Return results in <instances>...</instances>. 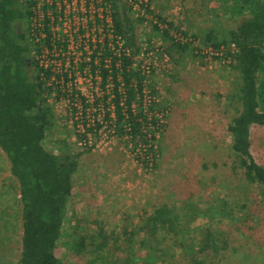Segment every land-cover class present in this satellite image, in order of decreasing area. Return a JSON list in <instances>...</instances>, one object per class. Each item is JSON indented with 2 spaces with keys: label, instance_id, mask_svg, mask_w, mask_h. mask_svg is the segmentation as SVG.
I'll list each match as a JSON object with an SVG mask.
<instances>
[{
  "label": "rangeland",
  "instance_id": "obj_1",
  "mask_svg": "<svg viewBox=\"0 0 264 264\" xmlns=\"http://www.w3.org/2000/svg\"><path fill=\"white\" fill-rule=\"evenodd\" d=\"M148 10L152 20L128 9L136 34L133 63L151 65L134 102L153 122L148 131L154 138L146 146L118 129L110 143L99 142L98 126L81 144L70 123L77 110V99L67 100L70 83H43V102L55 115L45 147L78 162L57 254L63 264H190L194 257L207 264H264V194L246 181L228 131L241 108L234 96L237 71L223 58L227 48L209 55L204 50L215 47L202 41L208 31L226 35L245 14L233 16L223 0H149ZM156 20L163 29L155 28ZM167 28L188 39L180 42L186 50L169 52L175 38ZM98 91L96 103L106 95L103 86ZM157 113L164 114L158 128ZM251 142L255 160L264 165V124L251 128ZM224 202H230L226 212L233 209L229 217H222ZM162 207L188 214L200 208L205 217L188 215L184 229L160 243L149 221ZM21 211L18 182L0 149V264H20ZM245 214L256 223L245 222ZM208 233L218 250H201Z\"/></svg>",
  "mask_w": 264,
  "mask_h": 264
},
{
  "label": "trees",
  "instance_id": "obj_2",
  "mask_svg": "<svg viewBox=\"0 0 264 264\" xmlns=\"http://www.w3.org/2000/svg\"><path fill=\"white\" fill-rule=\"evenodd\" d=\"M223 1L229 4L233 16L245 14L244 19L226 35L206 32L202 41L215 49L227 48L223 58L229 59V65L237 71L238 91L234 96L241 108L228 126L231 149L246 181L260 186L264 194V165L258 163L251 152V128L264 124V0ZM111 4L113 35L120 36L125 42V50L112 51L111 56L118 133L146 142L149 131L145 113L132 106L144 80L140 70L133 67V53L130 51L132 46L135 47L134 20L128 13L126 0H111ZM25 8L17 0H0V149L6 154L11 174L19 185L22 206L20 264H63L56 251L57 243L63 234L69 199L73 196V178L78 162L68 153L57 154L45 147L44 141L55 122V115L43 102V69L30 58V46L22 29ZM186 48L188 45L180 42L168 46L170 53ZM44 74L48 75L47 71ZM118 75L125 86L124 113L120 106ZM123 124H127V131ZM150 137L154 138V135ZM229 205L230 202L221 205L222 217L233 213V209L225 211ZM245 205L248 206L247 202L240 208ZM204 211L196 208L188 214L167 207L155 209L150 216V234L161 243L169 233L178 234L184 229L189 222L185 217H205ZM243 219L256 223L250 214H245ZM163 229L166 232L161 239L156 237ZM206 237L201 250H218L214 236L208 233ZM190 264L207 263L203 258L194 257Z\"/></svg>",
  "mask_w": 264,
  "mask_h": 264
},
{
  "label": "built area",
  "instance_id": "obj_3",
  "mask_svg": "<svg viewBox=\"0 0 264 264\" xmlns=\"http://www.w3.org/2000/svg\"><path fill=\"white\" fill-rule=\"evenodd\" d=\"M17 2L20 6L26 7L22 29L30 46V58L43 69L41 73L43 83L45 84L46 81L64 83L65 80L70 83L67 100L71 97L77 99L75 103L77 110L71 113L70 123L75 127L80 143H85L88 131L91 129L96 131L97 126L100 127L99 142L110 143L117 131L113 102L116 97V86L111 76V56L112 51L125 50L123 38L113 35L111 0H17ZM126 6L140 17L153 19V15H149V0H126ZM155 24L160 29L164 28L157 20ZM167 30H171L169 34L175 38L173 41L188 42V39L179 37L172 29L167 28ZM191 42L193 43L194 40L190 39L189 43ZM221 49L223 50V47L205 49L204 52L209 55H219ZM148 55L151 58L154 52ZM116 65L119 67L120 63ZM133 67H135L134 63ZM136 68L145 74L150 72L151 65L145 60L141 68ZM45 71L48 75L44 74ZM122 80L121 75H118L120 106L124 113L126 95ZM101 86L106 92L103 97L105 100L100 99L96 103L95 98L100 96L98 90ZM145 100L151 102L150 97ZM134 102L132 106L136 109ZM84 106L87 107V111H84ZM90 111L101 113L91 115ZM105 111H108V118ZM163 116V113L156 114L154 121L156 128L162 125ZM148 120V122L146 120L147 129L152 127L151 123H153L150 118ZM123 127L125 131L128 130L127 124H123ZM150 136L149 132L146 144L140 143L146 146L152 141ZM88 140L91 143L89 137ZM151 159V155H147V161Z\"/></svg>",
  "mask_w": 264,
  "mask_h": 264
}]
</instances>
